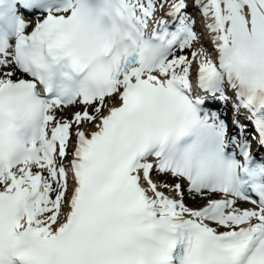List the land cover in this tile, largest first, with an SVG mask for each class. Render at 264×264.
I'll list each match as a JSON object with an SVG mask.
<instances>
[{"label":"snow or ice","instance_id":"6c2138e0","mask_svg":"<svg viewBox=\"0 0 264 264\" xmlns=\"http://www.w3.org/2000/svg\"><path fill=\"white\" fill-rule=\"evenodd\" d=\"M0 264H264V0H0Z\"/></svg>","mask_w":264,"mask_h":264}]
</instances>
